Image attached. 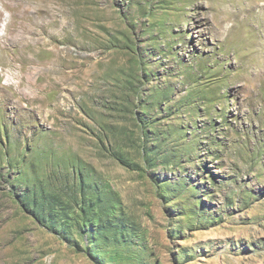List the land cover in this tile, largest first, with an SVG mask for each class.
Masks as SVG:
<instances>
[{"label":"rangeland","instance_id":"obj_1","mask_svg":"<svg viewBox=\"0 0 264 264\" xmlns=\"http://www.w3.org/2000/svg\"><path fill=\"white\" fill-rule=\"evenodd\" d=\"M0 264H264V0H0Z\"/></svg>","mask_w":264,"mask_h":264}]
</instances>
